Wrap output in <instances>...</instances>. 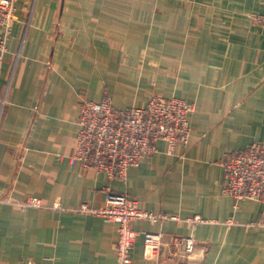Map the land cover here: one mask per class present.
<instances>
[{"label":"crops","instance_id":"crops-1","mask_svg":"<svg viewBox=\"0 0 264 264\" xmlns=\"http://www.w3.org/2000/svg\"><path fill=\"white\" fill-rule=\"evenodd\" d=\"M15 15L0 60V264H115L117 224L78 211L109 194L176 217L131 222V264H160L145 232L195 238L165 264H264V202L222 193L224 155L264 141V0H17ZM153 94L192 105L186 145L157 140L124 180L68 161L82 98L125 108ZM32 196L43 206L1 200Z\"/></svg>","mask_w":264,"mask_h":264},{"label":"built area","instance_id":"built-area-1","mask_svg":"<svg viewBox=\"0 0 264 264\" xmlns=\"http://www.w3.org/2000/svg\"><path fill=\"white\" fill-rule=\"evenodd\" d=\"M17 0H0V60L7 51L16 15ZM253 21L264 26V15H254ZM5 99L0 106V114ZM192 105L178 97L166 98L153 94L144 106L115 107L108 96L100 100L82 98L77 118L75 148L68 155L70 163H79L108 178L124 180L127 170L137 166L140 159L156 150V141L170 146L186 145L190 138L188 114ZM225 181L222 193L235 201L252 199L264 202V141H253L238 151L224 155L222 162ZM22 209L42 207V201L32 196L20 202L11 197L1 198ZM57 207L58 204H54ZM78 211L104 217L117 224L115 264H131V248L137 237L131 222L135 219L157 223L176 219L143 209L135 198L124 194H109L105 204L94 208L82 203ZM192 225L203 222L201 216L187 220ZM197 244L193 236L173 235L169 241L162 232H145L143 256L158 263H168L181 256H190Z\"/></svg>","mask_w":264,"mask_h":264}]
</instances>
